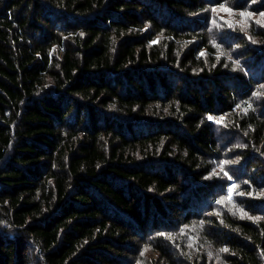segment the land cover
<instances>
[{"label":"trees","instance_id":"16d2710c","mask_svg":"<svg viewBox=\"0 0 264 264\" xmlns=\"http://www.w3.org/2000/svg\"><path fill=\"white\" fill-rule=\"evenodd\" d=\"M221 5L264 10L0 0V264H264V26Z\"/></svg>","mask_w":264,"mask_h":264},{"label":"rangeland","instance_id":"374dc122","mask_svg":"<svg viewBox=\"0 0 264 264\" xmlns=\"http://www.w3.org/2000/svg\"><path fill=\"white\" fill-rule=\"evenodd\" d=\"M222 6V5H221ZM221 6H214L211 11L213 12V14L215 13L216 15L218 14V20L219 21H229L230 23H235V27H233L234 29L238 28L240 31H245L246 29H249L250 27H256V26H264V23H257L256 21L257 20H260L261 19V13H264V10L262 11H250V10H232L230 9L231 11H224L222 10ZM224 8H227L225 6H223ZM229 9V8H227ZM242 12H246V13H251L252 15L250 17H242L240 15V13ZM221 13V14H219ZM246 32V31H245ZM220 52H223L221 49L217 48ZM264 155V154H263ZM237 160L236 158H232V160H228L227 162H224V164H220V165H217L216 168H215V171L216 173H220L221 170L224 168V166H226L227 164H231L232 161H235ZM229 167L225 168L226 172L228 174H230L227 169ZM231 170V169H230ZM228 204V203H227ZM229 207L236 213H239L240 215H246V211L244 210H241L240 207H237L235 206V204H228ZM195 219V218H194ZM196 224H199L202 226V224L199 222L197 223L196 222H192V225H191V228L193 229V226L196 225ZM150 251L148 250V248L144 247L143 251H142V254H141V257H140V261L138 264H143V263H146V264H149L151 262V255L153 254H150L149 253ZM154 257V255H153ZM217 261L219 263H221V256H219L217 258Z\"/></svg>","mask_w":264,"mask_h":264},{"label":"snow or ice","instance_id":"6c2138e0","mask_svg":"<svg viewBox=\"0 0 264 264\" xmlns=\"http://www.w3.org/2000/svg\"><path fill=\"white\" fill-rule=\"evenodd\" d=\"M253 2H255V0H253ZM222 10L224 11H231L230 9L224 8L223 6H221ZM240 15L242 17H250L252 14L251 13H246V12H242L240 13ZM257 23H264V13H261V19L256 21ZM209 119H212L211 117H209ZM222 202V201H221ZM220 251L224 252L227 251L226 248L220 249Z\"/></svg>","mask_w":264,"mask_h":264}]
</instances>
